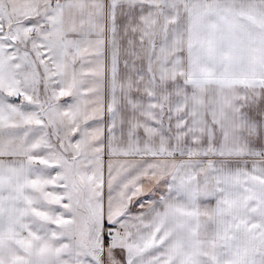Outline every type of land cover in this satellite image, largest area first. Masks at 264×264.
Segmentation results:
<instances>
[{
    "label": "snow or ice",
    "instance_id": "obj_1",
    "mask_svg": "<svg viewBox=\"0 0 264 264\" xmlns=\"http://www.w3.org/2000/svg\"><path fill=\"white\" fill-rule=\"evenodd\" d=\"M0 264H264V0H0Z\"/></svg>",
    "mask_w": 264,
    "mask_h": 264
}]
</instances>
